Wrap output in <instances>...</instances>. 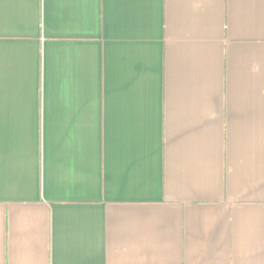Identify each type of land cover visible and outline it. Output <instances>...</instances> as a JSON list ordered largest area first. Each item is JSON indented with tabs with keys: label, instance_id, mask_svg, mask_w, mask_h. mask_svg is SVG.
Listing matches in <instances>:
<instances>
[{
	"label": "crops",
	"instance_id": "0c3cea01",
	"mask_svg": "<svg viewBox=\"0 0 264 264\" xmlns=\"http://www.w3.org/2000/svg\"><path fill=\"white\" fill-rule=\"evenodd\" d=\"M0 264H264V0H0Z\"/></svg>",
	"mask_w": 264,
	"mask_h": 264
}]
</instances>
